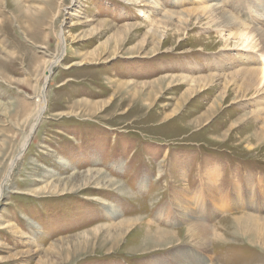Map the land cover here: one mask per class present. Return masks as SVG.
Here are the masks:
<instances>
[{
  "label": "rangeland",
  "instance_id": "374dc122",
  "mask_svg": "<svg viewBox=\"0 0 264 264\" xmlns=\"http://www.w3.org/2000/svg\"><path fill=\"white\" fill-rule=\"evenodd\" d=\"M13 1L0 0V264H264L258 233L234 223L264 222V91L238 72L262 61L236 39L245 0Z\"/></svg>",
  "mask_w": 264,
  "mask_h": 264
},
{
  "label": "bare ground",
  "instance_id": "6f19581e",
  "mask_svg": "<svg viewBox=\"0 0 264 264\" xmlns=\"http://www.w3.org/2000/svg\"><path fill=\"white\" fill-rule=\"evenodd\" d=\"M145 1V0H144ZM150 1V0H148ZM154 1V0H153ZM2 5H3V0H1ZM223 2V1H222ZM11 3V5L13 6L14 4L17 5V2L13 1V0H5V4H6V8H8V4ZM225 3L229 5V7H231L233 9L234 4H237V6L239 5H243L241 4L242 2L240 0H225ZM150 4V3H149ZM245 4L246 6L248 5V11H249V15L246 13L245 11V15L249 16V17H245V20L240 23V28L237 27L235 28L238 33H237V37L233 35V37L237 39V42L239 43V47H241L244 50H249L252 52H258L261 56V66L260 67H250V66H245V67H241L240 69H238L239 73H241V75H245L246 77H244V81H243V85H242V89L244 90H249V89H253V87H255L256 89L254 90L255 92L259 93V92H263L264 91V0H245ZM147 5V4H145ZM152 5V4H151ZM212 6V5H211ZM18 7V5L16 6ZM155 7V6H154ZM222 4L216 3L215 5L212 6L211 10L212 13L216 16H221V18L223 19L222 23L218 26V27H232L233 21H231L230 16H228L226 14L225 11L222 10ZM19 8V7H18ZM199 8V7H198ZM201 8V7H200ZM204 8V7H203ZM209 8V7H208ZM196 9V8H195ZM192 9V10H195ZM207 9V8H206ZM244 9V8H243ZM190 10V9H189ZM210 10V9H209ZM225 10V9H224ZM208 11V9H207ZM243 11V10H242ZM185 12V11H184ZM182 12V13H184ZM190 12V11H189ZM195 12V11H194ZM181 13V14H182ZM186 13V12H185ZM196 13V12H195ZM194 13V15H195ZM202 13V12H201ZM211 13V12H210ZM231 13V12H230ZM179 14V13H178ZM177 14V15H178ZM232 14V13H231ZM242 14V13H241ZM174 13H169L168 16H166L165 20L170 22L173 17ZM186 15V14H185ZM209 14H207L206 16L208 17ZM175 16V15H174ZM198 16V14H197ZM177 17V16H176ZM187 17H189L187 15ZM203 17V16H202ZM215 17V16H213ZM243 17V16H242ZM180 17H178L179 19ZM184 18V17H182ZM209 18V17H208ZM219 18V17H218ZM238 18V17H237ZM212 19V18H211ZM233 19V18H232ZM182 23V20L179 19ZM215 20V19H214ZM213 20V21H214ZM217 20V19H216ZM250 20V22H249ZM188 21V18L186 19V23ZM210 21V20H209ZM212 21V20H211ZM225 21V22H224ZM239 21V20H238ZM218 22V21H217ZM245 22H248L249 25H245ZM247 23V24H248ZM238 23L234 24L233 26H237ZM210 25V24H209ZM213 25V24H211ZM239 26V25H238ZM217 27V30H218ZM233 28V27H232ZM242 28V29H241ZM219 31V30H218ZM230 32V31H229ZM232 32V31H231ZM64 34V33H63ZM60 37V42L62 44V46L64 47V50L66 49V51L68 52V47L66 46V38H62ZM59 44V43H58ZM59 62V60L57 61H51L48 62L49 64V70H48V74L45 76V79H48V76L50 75V71L52 70V68ZM51 65V66H50ZM258 66V65H257ZM51 69V70H50ZM236 74V73H234ZM240 76V75H239ZM235 77V76H234ZM239 78V77H238ZM185 79V78H184ZM211 78H209V76H206L205 78H200V79H192L190 80L191 83H193L194 85L197 84L198 82L201 81H205V80H210ZM202 83V82H201ZM241 86V85H240ZM46 86H43V89L41 91V94L38 96V98L36 99V107L33 111V113L35 114V110L37 108L36 111V115H35V119L33 121V124L31 126L30 132L26 135L23 136L22 138V143L19 149V154L21 155L23 153V151L26 149L29 140L35 130L34 126L36 125L37 121L39 120V118L41 117V115L44 112L46 103H45V99H44V90H45ZM240 88V89H241ZM253 91V93H254ZM263 96V95H262ZM262 102V101H261ZM214 109V108H213ZM213 109L211 108L209 110V112H212ZM263 111H264V107H263ZM33 114V115H34ZM208 114V113H207ZM253 118H255L257 120V118H261V115H255L253 116ZM31 119V118H30ZM254 119V120H255ZM264 120V119H263ZM264 131V125L261 127V131ZM254 134V133H253ZM261 134V133H260ZM21 136V135H20ZM254 137H256V134H254ZM13 163V162H12ZM98 172V171H96ZM90 174V173H89ZM99 174V173H98ZM88 175V174H87ZM100 175V174H99ZM215 177H208V182H213ZM98 181V180H97ZM111 181V180H110ZM94 182V181H93ZM112 182V181H111ZM107 183V182H106ZM105 183V184H106ZM111 184V183H110ZM103 185V184H102ZM106 188V187H105ZM211 191V188H209ZM245 191V190H244ZM253 191V190H252ZM246 192V191H245ZM244 192V193H245ZM254 192V191H253ZM240 194V193H239ZM246 194V193H245ZM2 195V194H1ZM251 195V196H250ZM248 197L246 198V200H248V202H250L252 199H254V195L252 193H248L247 195ZM252 198V199H251ZM94 199V198H93ZM96 199V198H95ZM94 199V200H95ZM97 201H99L97 199ZM243 201V199H242ZM103 210L105 212V214L110 215V216H114L115 215V211H114V206L110 203V202H103ZM178 209H182V205H178L177 207ZM185 210V209H184ZM188 210V209H187ZM180 211V210H179ZM184 212V211H183ZM184 214V213H183ZM109 217V216H108ZM196 218V217H195ZM185 220V219H184ZM200 221V220H199ZM129 222V221H128ZM124 223V222H123ZM235 224H237L241 229H251L254 233H258V239L262 242V244L264 245V222H261L259 220L254 219L253 217H237V219L234 221ZM120 224V223H119ZM203 224V223H202ZM191 225V223H190ZM132 226V225H131ZM148 226V225H147ZM192 226V225H191ZM206 226V225H205ZM205 226H199V225H194L191 229V231H189L191 233V236L196 237V240L200 239V241H202V243H204V240H206L207 235L209 234L208 229ZM189 227V226H188ZM149 228V227H148ZM158 229V228H157ZM161 230V229H160ZM214 230V229H213ZM216 230V229H215ZM97 232V231H96ZM152 232V231H151ZM212 232V231H211ZM236 232V231H235ZM242 233V231H241ZM142 234V233H141ZM183 234V233H182ZM160 235V236H159ZM164 233L161 235L158 232L157 233H148L147 234V240L150 241L151 244H158L161 243V239L164 237ZM211 235V233H210ZM213 235V234H212ZM256 235V237H257ZM209 236V235H208ZM211 237V236H210ZM213 238V237H212ZM221 238V235H220ZM255 238V237H254ZM207 245V244H206Z\"/></svg>",
  "mask_w": 264,
  "mask_h": 264
}]
</instances>
